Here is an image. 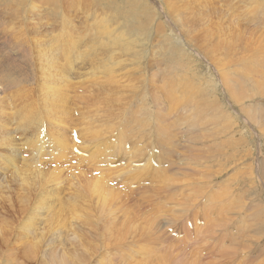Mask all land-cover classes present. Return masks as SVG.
Instances as JSON below:
<instances>
[{"label":"rangeland","instance_id":"rangeland-1","mask_svg":"<svg viewBox=\"0 0 264 264\" xmlns=\"http://www.w3.org/2000/svg\"><path fill=\"white\" fill-rule=\"evenodd\" d=\"M22 1L23 4L18 0H0V67L6 73L0 74V108L5 109H0V119L7 118V124L14 131L12 135L16 136L10 138L21 147L18 148L20 155L17 153L18 171L9 167L0 176L11 181L16 179L17 171L23 177H28L27 174L41 178L43 184L37 186L35 197L37 194L46 200L53 197L50 209L48 203L44 205V215L50 214L54 203V208L57 207L47 243L55 239L64 221L68 229H64L63 236L72 246L75 232L85 234V243L91 240L98 245L97 253L86 264H264V90L254 87L246 77L255 72L256 82H263L264 78L263 71L260 73L263 76L259 74L264 70V22L259 25L254 20L259 14L255 19L264 21V0H231V3L230 0H200L203 10L195 11L192 8L198 7L193 2L176 0L178 6L189 5L185 10L191 8L192 17L208 16L199 28H207L201 48L191 42L185 28L178 27L167 0ZM20 6L24 8L19 9ZM126 24L130 25L128 29ZM235 28L244 32L245 41L238 47L240 54L231 50L225 61L213 55L216 46L212 37L222 30L234 38L230 31ZM103 30L114 37L124 33L127 42L135 41L132 45L139 57L134 52H118L122 57L118 63L122 66L116 68L128 65L119 71V77L115 71L111 75L102 73L103 64L109 59L99 46L106 39ZM150 30L156 32L151 31V35ZM223 39L226 44L232 42L227 37ZM248 39L257 42L260 48L255 49L257 53L252 58L249 52L245 53L247 49H242L244 42L250 43ZM25 50L33 57L31 65L24 58ZM221 51L222 56L229 48ZM17 64L21 70L25 69L22 70L24 81L12 84L14 78L20 80L14 71ZM116 78L119 82L115 83ZM107 82L113 84L110 86ZM58 98L62 102L56 101ZM56 102L64 104L66 111ZM3 110L8 111L5 114ZM28 120L30 124L26 125ZM7 154L8 150L0 151L1 166ZM135 169L138 177L129 180L127 171ZM51 173L53 178L58 174L56 180ZM100 175L111 180L110 183L103 181L106 191L109 187L113 190L105 204L92 189V180ZM58 187L60 192L56 191ZM72 199L82 202L86 199L85 205L92 201V211L83 214L80 207L72 205ZM18 207L15 202V214L2 211L0 221L6 216L12 222L22 223L16 211ZM40 208L37 205L36 210ZM91 226L96 233L89 232ZM21 233L20 229L18 234ZM19 256L21 263H28L24 254Z\"/></svg>","mask_w":264,"mask_h":264},{"label":"bare ground","instance_id":"bare-ground-1","mask_svg":"<svg viewBox=\"0 0 264 264\" xmlns=\"http://www.w3.org/2000/svg\"><path fill=\"white\" fill-rule=\"evenodd\" d=\"M17 1V0H16ZM19 1V3H24V1H22V2H20L21 0H18ZM68 1V0H67ZM69 1H71V0H69ZM76 1V0H75ZM78 1L79 0H77V2L76 3H78ZM128 1V0H127ZM174 0H167V2H168V4H167V6H169V8H171V10H170V12L172 13V15H173V17L176 19V23L179 25L178 27H180V28H185L187 31H186V33L188 34V37L189 38H191V42H194L195 44L197 43L199 46V48H201V46H202V38H203V34H204V32L207 30V28H203V29H199L202 25V23L204 22V21H206L207 19H206V17H208L206 14H205V12L204 11H201V13H204L205 14V18H204V16H200V15H198V17H195L194 15H193V17L191 16L192 14H190V10H191V8H190V10L189 9H186L185 10V8L187 7V6H189L187 3L183 6V7H181V6H178V2L176 1V3L175 2H173ZM186 1H188V2H193V4H195V6H197L198 8H192L194 11L195 10H199V9H201L202 7H201V3H200V0H186ZM235 1V0H234ZM35 2V1H34ZM52 2V1H51ZM81 2V1H80ZM152 2V1H151ZM153 2H154V0H153ZM166 2V3H167ZM203 2V1H202ZM227 4H228V2L227 1H225ZM233 2V1H232ZM244 2H246V0L244 1ZM250 2H252V1H250ZM259 2V1H258ZM257 2V3H258ZM261 2H263V1H261ZM48 3V2H47ZM46 3V4H47ZM71 3V2H70ZM74 4H75V2H73ZM158 3V2H157ZM224 3V2H223ZM230 3H231V0H230ZM234 3V2H233ZM248 3V2H247ZM21 4V6H23ZM32 4V3H31ZM30 4V5H31ZM84 4V3H83ZM150 4V3H149ZM165 4V3H164ZM181 4V3H180ZM179 4V5H180ZM263 4V3H262ZM20 5V4H19ZM33 5H35V4H33ZM71 5H73V4H71ZM1 6V5H0ZM20 6V7H21ZM61 6V5H60ZM77 6H78V4H77ZM76 6V7H77ZM158 6V5H157ZM166 6V7H167ZM203 6V5H202ZM233 6H234V4H233ZM232 6V7H233ZM263 6V5H262ZM37 7H39V5L37 6ZM48 7H50V6H48ZM68 7V6H67ZM204 7V6H203ZM235 7V6H234ZM1 8V7H0ZM4 8H6V7H4ZM22 8H24V7H21V8H19V9H22ZM50 8H52V7H50ZM66 8V7H65ZM71 8H73L74 9V7H71ZM189 8V7H188ZM240 8H242V7H240ZM40 9V8H39ZM70 9V8H69ZM158 9V8H157ZM163 9V8H162ZM166 9V8H165ZM168 9V8H167ZM222 9V8H221ZM243 9V8H242ZM244 9H245V7H244ZM43 10V9H42ZM51 10V9H50ZM74 10H76V9H74ZM78 10V9H77ZM201 10H203V9H201ZM205 10V9H204ZM235 10V9H234ZM237 10V9H236ZM0 11H1V9H0ZM20 11V10H19ZM18 11V12H19ZM28 11V10H27ZM69 11V10H68ZM67 11V12H68ZM249 11V10H248ZM262 11V10H261ZM4 12V11H3ZM2 12V13H3ZM35 12H36V10H35ZM78 12V11H77ZM76 11H75V13H77ZM85 12V11H84ZM83 12V13H84ZM166 12V11H165ZM192 12V11H191ZM236 12V11H235ZM20 13H22L21 11H20ZM27 13V12H26ZM32 13V12H31ZM36 13H39V11L38 12H36ZM43 13V12H42ZM72 13V12H71ZM74 13V12H73ZM79 13V12H78ZM98 13V12H97ZM169 13V12H168ZM238 13V12H237ZM245 13H246V10H245ZM245 13H244V15H242V17L244 16L245 17ZM261 13V12H260ZM8 14V13H7ZM66 14V13H65ZM85 14V13H84ZM87 14V13H86ZM85 14V15H86ZM166 14V13H165ZM257 14V13H256ZM263 14V13H262ZM5 15H6V13H5ZM9 15V14H8ZM17 15V14H16ZM15 15V16H16ZM38 16H39V14H37ZM67 15V14H66ZM77 15V14H76ZM98 15H100V14H98ZM221 15V14H220ZM225 15V14H224ZM14 16V17H15ZM27 16V15H26ZM34 16V15H33ZM40 16H41V13H40ZM39 16V17H40ZM46 16V15H45ZM49 16H50V14H49ZM54 16V15H53ZM67 16H70V15H67ZM97 16V15H96ZM113 16V15H112ZM162 16V15H161ZM238 16V15H237ZM11 17H13V15L11 14ZM48 16H46L45 18H47ZM65 17V16H64ZM86 17V16H85ZM89 17V16H88ZM87 17V18H88ZM91 17V16H90ZM258 17H260L259 16V14L255 17V18H258ZM44 18V19H45ZM68 18V17H67ZM73 18V20H74V17H72ZM75 18H77V17H75ZM169 18H170V16H169ZM254 18V20H255V22H257L259 25L260 24H262L264 21H257L256 19ZM4 19V18H3ZM66 18H64V20H65ZM69 19H70V17H69ZM95 19V18H94ZM99 19V18H98ZM23 20V19H22ZM104 20V19H103ZM110 20V19H109ZM162 20V19H161ZM170 20H171V18H170ZM174 20V19H173ZM261 20H263L262 18H261ZM16 21V20H15ZM65 21H67V20H65ZM71 20H69V22H70ZM82 21H83V19H82ZM98 21V20H97ZM106 21V20H105ZM101 22H103V21H101ZM162 22V21H161ZM174 22V21H173ZM75 23V22H74ZM74 23H72V24H74ZM96 23V22H95ZM94 22H93V24H95ZM32 24H33V22H32ZM51 24V23H50ZM67 24V23H66ZM98 24V23H97ZM100 24V23H99ZM103 25H104V23H102ZM101 24V25H102ZM124 24V23H123ZM129 24V23H128ZM164 24V23H163ZM173 24V23H172ZM171 24V25H172ZM43 25V24H42ZM42 25H40L41 27H42ZM70 25H71V23H70ZM69 25V26H70ZM85 25H86V23H85ZM84 25V26H85ZM102 25V26H103ZM136 25V24H135ZM161 25V24H160ZM170 25V26H171ZM237 25V24H236ZM235 25V26H236ZM239 25V24H238ZM25 26V25H24ZM33 26V25H32ZM35 26H37V25H35ZM67 26H68V24H67ZM77 26V25H76ZM99 26V25H98ZM102 26L101 27H99L100 29H103L102 28ZM126 26H127V28L126 29H128V26H130V25H127L126 24ZM134 26V25H133ZM141 26V25H140ZM244 26V25H243ZM17 27V26H16ZM28 27H30V26H28ZM71 27V26H70ZM73 27V26H72ZM90 27V26H89ZM94 27V26H93ZM93 27H91V28H93ZM97 27V26H96ZM119 27V26H118ZM124 27H125V25H124ZM154 27L156 28V26L154 25ZM172 27H174V24H173V26ZM172 27H171V29H172ZM177 27V26H176ZM229 27V26H228ZM249 27V26H248ZM7 28V27H6ZM88 28V27H87ZM98 28V27H97ZM108 28V27H107ZM141 28H143V27H141ZM154 28V29H155ZM160 28V27H159ZM158 28V29H159ZM253 28V27H252ZM8 29V28H7ZM17 29V28H16ZM24 29V28H23ZM96 29V28H95ZM125 29V28H124ZM178 29V28H177ZM232 29V28H231ZM246 29H248V28H246ZM0 30H1V27H0ZM6 30V29H5ZM4 30V31H5ZM41 30V29H40ZM45 30V29H44ZM48 30H49V28H48ZM115 30V29H114ZM118 30V29H117ZM142 30V29H141ZM148 30V29H147ZM156 30V29H155ZM184 30V29H183ZM253 30H254V28H253ZM22 31V30H21ZM25 31V30H24ZM31 31V30H30ZM32 31H33V29H32ZM116 31V30H115ZM118 31H121V30H118ZM117 31V32H118ZM136 31V30H135ZM140 31V30H139ZM149 31V30H148ZM151 31H153L154 32V30H150V33H151ZM160 32L162 31V29L161 30H159ZM222 30H220V32H221ZM34 32V31H33ZM126 32H127V30H126ZM147 31H145V33H146ZM152 32V33H153ZM156 32V31H155ZM154 32V33H155ZM158 32V31H157ZM218 33V35L217 36H215V37H212V42L214 43V45L216 46L215 48H214V50H213V55H214V53L215 54H217L218 56H219V58L220 59H222V60H227V58H228V56H230V54H231V52H233V51H231V50H234V53H239L238 52V47H239V45L240 44H242L241 43V41H245L244 40V37L242 36V33H244L243 31H241V30H239V29H234V31H230V33L231 34H233V35H235V36H233L234 38H232V36L231 35H228L227 33H225L224 31H222L221 33ZM253 32V31H252ZM2 33V32H1ZM44 33V32H43ZM49 33V32H48ZM48 33H46V34H48ZM103 33H105L104 32V30H103ZM152 33H151V35H152ZM9 34V33H8ZM20 34H22V33H20ZM31 34V33H30ZM35 34V33H34ZM65 34V33H64ZM100 34V33H99ZM106 34V39H104L105 40V42H101L100 44H99V46H100V48L101 49H103V50H105L106 51V54H108L107 56L109 57V59L106 61V63H104L103 64V67H102V73L103 72H105V73H108L109 75H111L114 71L115 72H117L118 73V77L120 76L119 75V71L120 70H125V68H127V66L128 65H125L124 67H122L121 69H118V68H120L121 66H122V64L121 63H118V59L119 58H122V57H119V55L121 54V53H118V52H122V53H131V52H134L135 53V56L136 57H139L138 55V53H136V51H135V46L134 45H132V43H134L135 41H131L130 40V42H127L128 41V39L126 40V38H127V36H125V34L124 33H120V35L118 36V37H114V35L112 34V33H109V32H106L105 33ZM104 34V35H105ZM116 34V33H115ZM131 34H133V33H131ZM130 34V35H131ZM136 34V33H135ZM142 34V33H141ZM147 34V33H146ZM149 34V33H148ZM148 34H147V36H148ZM157 34V33H156ZM22 35H24V34H22ZM52 35V34H51ZM101 35V34H100ZM182 35V34H181ZM185 35V34H184ZM247 34H245V36H246ZM261 35V34H260ZM32 36H33V34H32ZM35 36V35H34ZM60 36V35H59ZM58 36V37H59ZM75 36V35H74ZM81 36V35H80ZM79 36V37H80ZM168 36V35H167ZM183 36V35H182ZM40 37V36H39ZM101 37V36H100ZM122 37V38H121ZM157 37V36H156ZM223 37H227L228 39H230L232 42L231 43H229V44H226L225 42V39H223ZM250 37V36H249ZM22 38V37H21ZM70 38V37H69ZM82 38V37H81ZM104 38V37H103ZM129 38V37H128ZM161 38H163V36L161 37ZM251 38V37H250ZM36 39V38H35ZM61 39V38H60ZM131 39V38H130ZM152 39H153V37H152ZM159 39V38H158ZM10 40V39H9ZM77 40V39H76ZM79 40V39H78ZM103 40V39H102ZM133 40V39H132ZM142 40H144V38L142 39ZM189 40V39H188ZM3 41V40H2ZM1 41V42H2ZM11 41V40H10ZM32 41V40H31ZM64 41V40H63ZM156 41V40H155ZM162 41V40H161ZM190 41V40H189ZM248 41H249V39H248ZM247 41V42H248ZM4 42V41H3ZM13 42H15V41H13ZM37 42V41H36ZM39 42V41H38ZM250 43H248V44H246L245 42H244V44H243V50L245 51L246 49L248 50H246L245 51V53H248L249 52V58H252V57H254L255 55H256V53H257V51L256 50H260V48H259V46L257 47V42H253L251 39H250V41H249ZM9 43H11V42H8V44ZM18 43H20V42H18ZM55 43H57V42H55ZM124 43H131V44H124ZM5 44H7L6 43V41H5ZM23 44V43H22ZM34 44V43H33ZM59 44V43H58ZM67 44V43H66ZM138 44V43H137ZM151 44V43H150ZM156 44V43H155ZM205 44V43H204ZM11 45V44H10ZM13 45H14V47H15V44L13 43ZM18 45V44H17ZM53 45V44H52ZM159 45V44H158ZM259 45V44H258ZM45 46H46V44H45ZM73 46V45H72ZM138 46V45H137ZM161 46V45H160ZM159 46V47H160ZM2 47V46H1ZM8 48H9V46H7ZM22 47V46H21ZM24 47V46H23ZM27 47V46H26ZM67 47V46H66ZM159 47H157V49L159 50ZM8 48H6V49H8ZM12 48V47H11ZM44 48V47H43ZM147 48V47H146ZM153 48V47H152ZM228 49L229 48V51L228 52H226L225 51V53L221 56V55H219V52L222 50V49ZM1 49V48H0ZM2 49H4V47H2ZM15 49H16V47H15ZM14 49V50H15ZM26 49H28V48H26ZM72 49V48H71ZM78 49V48H77ZM143 49H144V47H143ZM156 49V48H155ZM256 49V50H255ZM10 50V49H9ZM8 50V51H9ZM20 50H21V48H20ZM29 50H30V48H29ZM28 50V51H29ZM46 50V49H45ZM6 51V50H5ZM4 51V52H5ZM28 51H23V53H24V58L28 61V63L30 64V62L32 61L31 60V57H30V51L28 52ZM64 51V50H63ZM83 51V50H82ZM156 51L157 50H155V53H156ZM261 51H262V49H261ZM14 52V51H13ZM20 52H22V51H20ZM38 52V51H37ZM36 52V53H37ZM58 52V51H57ZM56 52V53H57ZM153 52L154 51H152V54H153ZM222 52V51H221ZM23 53H22V56H23ZM32 53V52H31ZM34 53V52H33ZM39 53V52H38ZM43 52H41V54H42ZM2 54V53H1ZM15 54V53H14ZM21 54V53H20ZM47 54V53H46ZM176 54V53H175ZM182 54V53H181ZM240 54V53H239ZM260 54V53H259ZM258 54V55H259ZM16 55H17V53H16ZM32 55V54H31ZM36 55V54H35ZM67 55V54H66ZM132 55H133V53H132ZM261 55V54H260ZM11 56H12V54H11ZM45 56V55H44ZM43 56V57H44ZM47 56V55H46ZM49 56V55H48ZM134 56V55H133ZM17 57V56H16ZM81 57V56H80ZM83 57V56H82ZM154 57V56H153ZM153 57H152V59H153ZM7 58V57H6ZM33 58V57H32ZM36 58V57H35ZM34 58V59H35ZM68 58V57H67ZM75 58V57H74ZM123 58H125V56L123 57ZM130 58V57H129ZM128 58V59H129ZM167 58V57H166ZM4 59V58H3ZM11 59H12V57H11ZM21 59V58H20ZM23 59V58H22ZM21 59V60H22ZM45 59V58H44ZM52 59V58H51ZM247 59V58H246ZM1 60H2V58H1ZM5 60V59H4ZM78 60V59H77ZM133 60V59H132ZM141 60V59H140ZM254 60V59H253ZM41 61V60H40ZM51 61V60H50ZM89 61V60H88ZM122 61V60H121ZM131 61V60H130ZM137 61V60H136ZM135 61V62H136ZM143 61V60H142ZM154 61V60H153ZM152 61V62H153ZM249 61H252V59L250 60L249 59ZM255 61H256V59H255ZM3 62V61H2ZM49 62V61H48ZM134 62V61H133ZM132 62V64H135V63H133ZM156 62V61H155ZM5 63V62H4ZM15 63V62H14ZM26 63V62H25ZM38 63V62H37ZM46 63V62H45ZM57 63V62H56ZM100 63V62H99ZM123 63V62H122ZM125 63H126V61H125ZM137 63V62H136ZM252 63V62H251ZM6 64V63H5ZM9 64V63H8ZM32 64V63H31ZM30 64V65H31ZM42 64H44V63H41V66H44V65H42ZM53 64H54V61H53ZM76 64V63H75ZM93 64V63H92ZM130 64V63H129ZM138 64V63H137ZM159 64V63H158ZM22 65V64H21ZM24 65H26V64H24ZM23 65V66H24ZM264 65V64H263ZM11 66V65H10ZM9 66V67H10ZM27 66H28V64H27ZM35 66V65H34ZM99 66V65H98ZM116 66L118 67V68H116ZM157 66V65H156ZM155 66V67H156ZM160 66V65H159ZM251 66V65H250ZM26 67V66H25ZM32 67V66H31ZM46 67V66H45ZM44 67V68H45ZM63 67V66H62ZM93 67V66H92ZM137 67V66H136ZM152 67V66H151ZM170 67V66H169ZM43 68V67H42ZM61 68V67H60ZM69 68V67H68ZM160 68V67H159ZM7 69V68H6ZM5 69V70H6ZM48 69V68H47ZM97 69V68H96ZM137 69V68H136ZM157 69H158V67H157ZM22 70H25V69H22ZM22 70H21V66L20 65H16L15 67H14V71H16V73L17 74H19V77H20V80L19 79H17V78H14L13 79V81H12V84H18V82H20V83H22V81H24V73H22ZM32 70H33V68H32ZM38 70V69H37ZM92 70V69H91ZM154 70V69H153ZM152 70V71H153ZM8 71V70H7ZM13 71V70H12ZM29 71H30V69H29ZM95 71V70H94ZM149 71V70H148ZM159 71V70H158ZM261 71H263L264 72V70H260V72H259V74L260 73H263V72H261ZM2 72H4L3 70H2V68L0 67V74L2 73ZM10 72V71H9ZM9 72H7L8 74H9ZM80 72V71H79ZM86 72V71H85ZM132 72V71H131ZM161 72V71H160ZM163 72V71H162ZM5 73V72H4ZM13 73V72H12ZM26 73V72H25ZM32 73H33V71H32ZM55 73H57V72H55ZM64 73V72H63ZM81 73V72H80ZM83 73V72H82ZM91 73H93V72H91ZM133 73V72H132ZM136 73V72H135ZM151 73H153V72H151ZM6 74V73H5ZM23 74V75H22ZM53 74H54V72H53ZM58 74V73H57ZM126 74H127V72H126ZM145 74V73H144ZM156 74H158V73H155V75ZM254 74H255V72H254ZM253 74V75H254ZM256 74H257V72H256ZM264 74V73H263ZM14 75V74H13ZM30 75V74H29ZM50 75H51V71H50ZM94 75L95 74H93V77H94ZM123 77H124V75L123 74H121ZM133 75V74H132ZM131 75V76H132ZM149 75H151V74H149ZM159 75H161V73L159 74ZM247 75V74H246ZM253 75L252 76H250L249 74L246 76L250 81H252V85L254 86V87H256V88H258L259 90H264V78L262 79V81L263 82H256L255 81V77L253 78ZM262 74H260V76H261ZM2 76V75H1ZM0 76V77H1ZM8 76V75H7ZM7 76H5V77H7ZM54 76V75H53ZM85 76V75H84ZM96 76L97 75H95V78H96ZM130 76V75H129ZM131 76H130V78H131ZM145 76H147V75H145ZM249 76V77H248ZM260 76H258V77H256L257 79L260 77ZM263 76V75H262ZM9 77V76H8ZM17 77V76H16ZM37 77H39V76H37ZM42 77H43V75H42ZM45 77V76H44ZM117 77V78H118ZM122 77V78H123ZM152 77V76H151ZM156 77V76H155ZM161 77V76H160ZM13 78V77H12ZM27 78H29L28 76L26 77V79ZM30 78H31V76H30ZM65 78V80H66V77H64ZM71 78V77H70ZM83 78V77H82ZM86 78H87V76H86ZM105 78V77H104ZM113 77H111V79H112ZM117 78H116V80H115V83L116 82H119V80H117ZM158 78V77H157ZM2 79H4V77L2 78ZM32 79V78H31ZM62 79V78H61ZM75 79V78H74ZM81 79V78H80ZM79 79V80H80ZM125 79V78H124ZM135 79V78H134ZM148 79V78H147ZM161 79H162V77H161ZM256 79V80H257ZM9 80V79H8ZM53 80V79H52ZM60 80V79H59ZM76 80V79H75ZM81 80H83V79H81ZM90 80V79H89ZM98 80V79H97ZM110 80V79H109ZM123 80V79H122ZM133 80V79H132ZM146 80V79H145ZM148 80H150V79H148ZM148 80L146 81V83L148 82ZM152 80H154V79H152ZM4 82H5V80H3ZM2 81V82H3ZM41 81H43V80H41ZM46 81H47V79H46ZM78 81V80H77ZM84 81V80H83ZM91 81V80H90ZM106 81V80H105ZM135 81V80H134ZM159 81V80H158ZM164 81H165V79H164ZM261 81V80H260ZM3 82V83H4ZM55 82V81H54ZM67 82V81H66ZM65 82V83H66ZM112 82H113V80H112ZM112 82H107V83H109V85L110 84H113ZM125 82V81H124ZM150 82H152L151 80H150ZM157 82V81H156ZM255 82H256V85H255ZM23 83H25V82H23ZM48 83H51V82H48ZM64 83V84H65ZM131 83V82H130ZM153 83V82H152ZM155 83V82H154ZM165 83V82H164ZM44 84H46V82H44ZM53 84V83H52ZM52 84H49V85H52ZM56 84V83H55ZM68 84V83H67ZM47 85V84H46ZM54 85V84H53ZM52 85V86H53ZM72 85V84H71ZM75 86H76V84H74ZM6 87L5 88H7V85H5ZM16 86V85H15ZM19 86H20V84L17 86L18 87V89L20 90V88H19ZM51 86V87H52ZM96 86V85H95ZM111 86V85H110ZM43 87V86H42ZM56 87V86H55ZM64 87V86H63ZM79 87V86H78ZM3 88H4V86H3ZM4 88V89H5ZM9 88H11V87H9ZM30 88V87H29ZM65 88V87H64ZM76 88V87H75ZM112 88V87H111ZM150 88V87H149ZM153 88H155L154 86L152 87V90H153ZM13 89V88H12ZM11 89V90H12ZM15 89V88H14ZM42 89V88H41ZM49 89V88H48ZM47 89V90H48ZM54 88H52V90H53ZM60 89H61V87H60ZM69 89V88H68ZM157 89H158V86H157ZM155 90V91H160V90ZM160 89H163V88H160ZM7 90H9L8 88H7ZM17 90V89H16ZM152 90H149V91H152ZM58 91V90H57ZM154 91V92H155ZM161 91H163V90H161ZM44 92V91H43ZM42 92V93H43ZM60 92V91H59ZM62 92H65V91H63L62 90ZM1 93V92H0ZM5 93V92H4ZM3 93V94H4ZM14 93V92H13ZM16 93H19L20 94V92L18 91H16ZM22 93V92H21ZM41 93V94H42ZM54 93H55V91H54ZM61 93V92H60ZM2 94V93H1ZM44 94V93H43ZM156 94V93H155ZM163 94H164V91H163ZM14 95V94H13ZM50 96H51V93L49 94ZM58 95H60V94H58ZM63 94H61L60 95V97L62 96ZM87 95V94H86ZM46 95H44L43 97H45ZM54 96V95H53ZM157 96V95H156ZM159 96V95H158ZM1 97V96H0ZM3 97V96H2ZM16 97V96H15ZM21 97V96H20ZM28 97H30V96H28ZM42 97V96H41ZM65 97H67V96H65ZM64 97V98H65ZM70 97H71V95H70ZM155 97V96H154ZM46 98V97H45ZM63 98V99H64ZM69 98V97H68ZM2 99H4V98H2ZM21 99V98H20ZM42 99H44V98H42ZM52 99V98H51ZM57 99V98H56ZM59 99V98H58ZM62 99V98H61ZM71 98H69L68 100H70ZM78 99V98H77ZM155 100H156V98H154ZM1 100V99H0ZM45 100V99H44ZM47 100V99H46ZM50 100V99H49ZM73 100V99H72ZM71 100V101H72ZM79 100V99H78ZM77 100V101H78ZM87 100V99H86ZM34 101V100H33ZM56 101H60V99L59 100H56ZM11 102V101H10ZM60 102H62V101H60ZM65 102V101H64ZM68 102V101H67ZM82 102V101H81ZM111 102V101H110ZM57 103V102H56ZM73 103V102H72ZM157 103V102H156ZM159 103V102H158ZM161 103V102H160ZM40 104H42V103H40ZM50 104V103H49ZM58 104V103H57ZM60 104V103H59ZM59 104L57 105L58 107H59ZM74 104V103H73ZM165 104V103H164ZM11 105V104H10ZM47 105V104H46ZM61 106H63L64 104H60ZM75 106H76V104H74ZM1 106H4V105H1ZM38 106V105H37ZM54 106H56V105H54ZM71 106V105H70ZM176 106V105H175ZM4 107H6V106H4ZM14 107V106H13ZM53 108V106H50V108ZM64 107V108H63ZM62 108L64 109V111H66V107L65 106H63ZM79 107V106H78ZM89 107V106H88ZM158 107H159V105H158ZM163 107H166V106H163ZM24 108V107H23ZM49 108V109H50ZM56 108V107H55ZM72 108V107H71ZM74 108V107H73ZM0 109H4L3 107L2 108H0ZM8 109V108H7ZM14 109V108H13ZM15 109H17L16 108V106H15ZM32 109V108H31ZM54 109V108H53ZM76 109V108H75ZM175 109V108H174ZM5 110V109H4ZM3 110V113L5 112V114H6V111H8V110H6V111H4ZM10 110V109H9ZM43 110V109H42ZM52 110V109H51ZM50 110V111H51ZM57 110H59V109H57ZM178 110V109H177ZM22 111V110H21ZM49 111V110H48ZM70 111V110H69ZM171 111H172V109H171ZM14 112V111H13ZM13 112H12V114H13ZM26 112V111H25ZM36 112V111H35ZM56 112V111H55ZM159 112V111H158ZM164 112V111H163ZM2 113V114H3ZM8 113V112H7ZM24 113V112H23ZM62 114H63V111L61 112ZM60 113V114H61ZM160 113V112H159ZM158 113V114H159ZM4 114V115H5ZM12 114L10 115V117H12ZM52 114H53V112H52ZM65 114H66V112H65ZM71 114V113H70ZM162 114V113H161ZM22 115V114H21ZM24 115V114H23ZM55 115H57V113L55 114ZM64 115V114H63ZM0 116H1V114H0ZM17 116H18V114H17ZM51 116V115H50ZM59 116V115H58ZM58 116H56V117H58ZM72 116V115H71ZM5 117H8V116H5ZM4 117V118H5ZM15 117H16V115H15ZM26 117V116H25ZM24 117V118H25ZM32 117V116H31ZM70 117V116H69ZM1 118V117H0ZM13 118V120H14V117H12ZM17 118V117H16ZM55 117L53 116V119H54ZM61 118V117H60ZM63 118V117H62ZM10 119V118H9ZM18 120L20 119V118H17ZM16 119V120H17ZM26 119V118H25ZM57 119V118H56ZM3 120V121H2ZM0 119V151L1 152H3L4 150H8V154H7V156H6V158L4 157V161L2 162L3 163V166H1L0 165V172H4L5 173V171H7L8 170V168L10 167V169L9 170H14V169H16L17 171H18V169H17V163L19 162L18 161V151H19V149L21 148L20 146V148L17 146V144L13 141V139H11L10 138V136L13 134V132L11 131V124H7V118L6 119ZM22 120L23 119H21V121L20 122H22ZM59 120V119H58ZM10 121V120H9ZM12 121V120H11ZM36 121V120H35ZM52 121V120H51ZM55 121V120H54ZM24 122V121H23ZM64 123V122H63ZM15 124V123H14ZM18 124V123H17ZM20 124V123H19ZM26 125H29L30 124V120H28V122L27 123H25ZM21 125V124H20ZM23 125H24V123H23ZM14 126V125H13ZM19 126V125H18ZM15 127V126H14ZM27 127V126H26ZM2 129V130H1ZM15 128H13L12 130H14ZM24 129V128H23ZM23 129L21 130V131H23ZM27 130H28V128H26ZM20 130V129H19ZM25 133V132H24ZM28 133V132H27ZM16 134H18V133H16ZM22 134V133H21ZM13 136V135H12ZM15 136V135H14ZM13 136V137H14ZM37 136V135H36ZM16 137V136H15ZM62 138V137H61ZM85 138V137H84ZM86 139V138H85ZM15 140V139H14ZM34 140V139H33ZM65 141V140H64ZM35 142V141H34ZM36 142H38V139H36ZM58 142H61V141H58ZM66 142V141H65ZM63 144V143H62ZM38 145V144H37ZM53 145H54V143H53ZM52 145V146H53ZM58 145V144H57ZM19 148V149H18ZM54 148V147H53ZM40 149V148H39ZM64 149V148H63ZM81 149V148H80ZM26 150H27V148H26ZM82 150V149H81ZM21 151V150H20ZM6 153V152H5ZM4 153V154H5ZM18 153V154H17ZM35 153V152H34ZM41 154V153H40ZM71 154V153H70ZM196 154V153H195ZM20 155V154H19ZM25 155V154H24ZM34 155V154H33ZM32 156V155H31ZM70 156V155H69ZM32 158V157H31ZM41 158V157H40ZM82 158V157H81ZM84 158V157H83ZM82 158V159H83ZM73 159V158H72ZM79 160H80V158H79ZM1 161V160H0ZM74 161V160H73ZM76 162H78V161H76ZM82 162H84V161H82ZM88 162V161H87ZM29 163H30V161H29ZM28 164V163H27ZM35 164V163H34ZM37 164V163H36ZM42 164V163H41ZM29 165V164H28ZM39 165H40V163H39ZM38 165V166H39ZM37 165H35V167H36ZM40 167H41V165H40ZM66 167V166H65ZM22 169V168H21ZM24 169H26V167L24 168ZM41 169L43 170V168L41 167ZM48 169V168H47ZM8 170V171H9ZM33 170V169H32ZM36 170V169H35ZM37 170L38 171H42V170H39L38 168H37ZM36 170V171H37ZM58 170V169H57ZM83 170V169H82ZM152 169H150V172H156V171H151ZM16 171V174H15V176H17L16 177V179H11V181H8V178H6L5 176V179H3L1 176V178H0V215L2 216V211H6V212H11V213H13V214H15V211H14V208H15V202H17L18 204H19V207L17 208L18 210H16V211H18V213L20 214V216H21V219H23L22 220V223H20V224H18V223H15V222H12V221H10L6 216H4L3 217V219L0 221V264H86L87 263V261H88V259L94 254V253H97V251H98V249H99V247H98V245H95L93 242H91V240H89L90 242L89 243H85V241H84V237H85V234H82V233H79V232H75L73 235H74V238H73V240H74V245L72 246L66 239H64V236H63V234L65 233V231H64V229H68L67 227H68V225L66 224V222H64V221H61L62 222V224L63 225H66V226H62V224H60L61 225V230H59L58 231V234L56 235V237H55V239H53L52 241H51V243L49 242V244L47 243V241H46V239H47V236L50 234V231H51V229H52V227H53V225H52V223H53V220H54V217L56 216V212H55V208H57V207H55L54 208V205H55V203L53 204V210L52 211H50V214H47L46 216L44 215V205L45 204H47L48 203V208L50 209V207H51V201H53V197H52V199L51 200H46V198L45 199H43V197H42V195H40V194H37L38 196L37 197H35L36 195H35V193H36V189H37V186L39 185V186H41L43 183H42V180H41V178L40 177H38V175L37 176H31V175H25V176H28V177H23V175H19V174H23V173H19V172H17ZM20 171H22L23 172V170H20ZM54 171V170H53ZM13 172V171H12ZM11 172V173H12ZM26 172H28L27 170H26ZM33 172V171H32ZM55 172V171H54ZM62 172V171H61ZM92 172V171H91ZM94 172V171H93ZM1 173V174H2ZM15 173V172H14ZM108 174H109V172H107ZM125 173V172H124ZM154 173H152L153 174V178L155 179L156 177H154L155 176V174ZM52 174V173H51ZM50 174V175H51ZM76 174H78V173H76ZM75 174V175H76ZM85 174V173H84ZM94 174V173H93ZM152 174H151V177H152ZM158 174H159V172H158ZM4 175V174H3ZM6 175H7V172H6ZM11 175V174H10ZM55 175H58V174H55ZM55 175H54V178H53V174H52V178L53 179H57V178H55ZM86 175V174H85ZM110 175V174H109ZM108 175V176H109ZM127 175L129 176V180H134L135 178H137L138 177V175H139V172H137V170L135 169V170H129V171H127ZM160 175V174H159ZM78 178H79V176L78 175H76ZM65 177V176H64ZM110 177V176H109ZM59 179H60V177H58ZM77 179V178H76ZM96 180L94 181V179L92 180L93 182H91L92 184H93V193L94 194H97L98 196H99V198L103 201V203L105 204V203H107L108 202V200L110 199V197L113 195V190H110L109 188H108V191H106V188L104 187V186H106V184L103 182L104 181V179H105V176L104 175H100V177H97V178H95ZM106 179H108V178H106ZM105 179V180H106ZM165 179H166V176H164V178H163V180L165 181ZM169 178H167V180H168ZM67 181V180H66ZM108 181H111V180H108ZM107 180H106V183L108 182ZM57 182H59L58 180H57ZM62 182V181H61ZM79 183V182H78ZM108 183H110V182H108ZM57 186V185H56ZM59 187H58V190H56V191H58V192H60L59 191ZM78 191L77 192H80V191H82L81 189H80V191H79V189H77ZM63 191V190H62ZM67 191V190H66ZM112 191V192H111ZM45 192V191H44ZM44 192H42L41 194H43ZM84 192V191H83ZM87 192V191H86ZM67 193V192H66ZM82 193V192H81ZM85 193V192H84ZM51 194V193H50ZM83 194V193H82ZM81 194V195H82ZM86 194V193H85ZM44 195H46V192H45V194ZM48 195V194H47ZM57 195H58V193H57ZM68 195V194H67ZM78 195L80 196V194L78 193ZM59 196V195H58ZM75 196V195H74ZM83 196V195H82ZM85 196H87V195H85ZM46 197V196H45ZM87 197H90V196H87ZM51 198V197H50ZM57 198H61V197H57ZM57 198H54L55 200L57 199ZM64 198V197H63ZM70 198V197H69ZM77 198H78V196H77ZM95 198H96V196H95ZM62 199V198H61ZM61 199H59V201L61 200ZM75 199V198H74ZM74 199H72V200H74ZM89 199V198H88ZM58 200V199H57ZM86 200V199H85ZM84 200V202H82V200L80 199V200H74L73 202H72V205H74V203H75V205H77L78 207H80V209H81V211H82V213L83 214H86V213H89V212H91L92 210V205H90L91 204V202H90V204L88 203V205H85L87 202ZM65 201H67L68 202V200H65ZM62 203H63V201H61ZM34 203H36V204H34ZM37 205L38 206H40L41 208L40 209H38V210H36L37 209ZM57 205V204H56ZM63 205V204H62ZM75 208V207H74ZM73 208V209H74ZM102 208H104V206H102L101 205V210H102ZM160 209V208H159ZM36 210V211H35ZM45 211H48L47 209L45 210ZM63 211V210H62ZM63 212H66V210L65 211H63ZM62 212V213H63ZM74 212H75V210H74ZM58 213V212H57ZM93 213V212H92ZM100 213V212H99ZM159 213H160V210H159ZM139 214V213H138ZM149 214V213H148ZM168 215H169V213H167ZM171 214V213H170ZM42 215H44L45 217H44V219H42L41 220V216ZM70 215V214H69ZM95 215V214H94ZM155 215V214H154ZM161 215V214H160ZM62 216V215H61ZM145 216H146V214H145ZM153 216V215H152ZM64 217V216H63ZM156 217V216H155ZM101 218V217H100ZM175 218V217H174ZM65 219H66V216H65ZM64 219V220H65ZM149 219V218H148ZM177 219V218H176ZM60 220V219H59ZM138 220V219H137ZM155 220V219H154ZM145 221V220H144ZM152 221V220H151ZM172 221H173V219H172ZM171 221V222H172ZM68 223V222H67ZM151 223V222H150ZM152 224V223H151ZM172 224H174V223H172ZM175 224H177V223H175ZM76 225V224H75ZM181 225V224H180ZM177 226V225H176ZM87 227V226H86ZM85 227V228H86ZM21 229V231L23 232V234L21 233V234H18V231H20V229ZM83 228V225H81V229ZM178 228V227H177ZM19 229V230H18ZM58 229V228H57ZM18 230V231H17ZM54 230V229H53ZM89 232L90 233H96V229L94 228V227H89ZM54 232V231H53ZM161 235V234H160ZM169 238V237H168ZM174 240V239H173ZM169 241V240H168ZM175 242V241H174ZM170 244V243H169ZM101 245V244H100ZM45 246H48L49 248H47L44 252H42L41 253V251H43L44 250V248H45ZM172 251H173V249H172ZM20 253H22V254H24V258L27 260V262L28 263H21V261H20V256H19V254ZM34 253V254H33ZM41 253V254H40ZM172 255V254H171ZM195 255V254H194ZM195 256H197V255H195ZM194 257V256H193ZM190 259V258H189ZM196 260V259H195ZM26 262V261H25ZM194 262V261H193ZM198 262V261H197ZM104 263V262H103ZM164 263V262H163ZM162 263V264H163ZM195 263V262H194ZM175 264V263H174ZM185 264V263H184ZM192 264V263H191Z\"/></svg>","mask_w":264,"mask_h":264}]
</instances>
